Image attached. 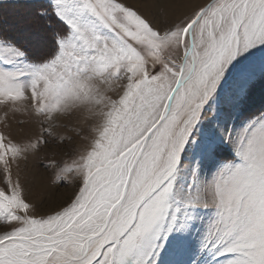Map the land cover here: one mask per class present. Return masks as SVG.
Masks as SVG:
<instances>
[{
    "label": "snow or ice",
    "instance_id": "1",
    "mask_svg": "<svg viewBox=\"0 0 264 264\" xmlns=\"http://www.w3.org/2000/svg\"><path fill=\"white\" fill-rule=\"evenodd\" d=\"M30 2L52 50L31 62L0 28V104L38 118L34 141L0 131V264H264V0L167 26L124 0ZM61 128L79 158L41 160L78 151ZM29 156L74 185L48 211L13 179Z\"/></svg>",
    "mask_w": 264,
    "mask_h": 264
},
{
    "label": "rangeland",
    "instance_id": "2",
    "mask_svg": "<svg viewBox=\"0 0 264 264\" xmlns=\"http://www.w3.org/2000/svg\"><path fill=\"white\" fill-rule=\"evenodd\" d=\"M124 2L139 10L157 26H167L184 13L190 12L192 6L203 3L204 0H124ZM29 5H32L30 0H0V28L7 30L24 48L29 61L41 63L51 55V29L45 21L39 20L34 7ZM85 116L86 113H81L78 118L72 119L71 126L83 128L84 133H87L91 121L86 120ZM37 120L38 118L27 103L0 104V131L11 134L18 141L27 142L29 139L34 141L38 134ZM67 122V120L60 121V123ZM25 131H28L29 135H24ZM60 131L74 138L73 146L78 151L57 153L45 149L39 154L41 160L47 158L71 163L72 160L79 158V151L83 150L87 141L81 140L75 132L63 128ZM12 172L13 179H19L25 188L26 199L39 205L41 212L63 203L74 187V185L64 186L56 182L55 170L43 169L33 156H29L26 161H19L18 164L14 162ZM4 186L5 173L0 166V188Z\"/></svg>",
    "mask_w": 264,
    "mask_h": 264
},
{
    "label": "trees",
    "instance_id": "3",
    "mask_svg": "<svg viewBox=\"0 0 264 264\" xmlns=\"http://www.w3.org/2000/svg\"><path fill=\"white\" fill-rule=\"evenodd\" d=\"M30 4V3H29ZM29 6H32V5H29ZM32 9V8H31ZM39 18V17H38ZM39 20H42V21H45L43 18H39ZM51 48H52V44H51ZM51 50V49H50ZM43 62V61H41Z\"/></svg>",
    "mask_w": 264,
    "mask_h": 264
}]
</instances>
